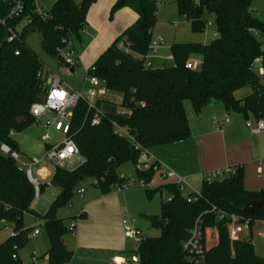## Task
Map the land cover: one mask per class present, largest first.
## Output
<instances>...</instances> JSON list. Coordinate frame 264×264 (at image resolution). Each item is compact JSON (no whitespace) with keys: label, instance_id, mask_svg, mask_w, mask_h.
Returning a JSON list of instances; mask_svg holds the SVG:
<instances>
[{"label":"trees","instance_id":"trees-1","mask_svg":"<svg viewBox=\"0 0 264 264\" xmlns=\"http://www.w3.org/2000/svg\"><path fill=\"white\" fill-rule=\"evenodd\" d=\"M36 0H23L24 11L17 19H9L7 0H0V223L12 228V235L0 244V264H21L18 253L30 240L31 229L23 226L28 213L42 222L47 236L46 264H69L73 252L63 244L69 233L64 220L57 213L72 203L75 191L85 180L103 196L120 188L123 181L117 173L124 164H136L140 149L148 151L176 144L190 137L183 102L189 101L198 115L210 104H221L226 111L242 115L246 120H264V84L252 67L256 59L264 58V22L250 11L251 0H175L177 12L190 24L192 33H203L206 15L214 17L215 38L207 45L174 44L170 47L173 66L145 67L152 29L158 10L157 0H117L110 9L112 16L121 9H129L136 22L125 29L86 70L96 77L106 91L121 95L119 107L130 112L127 118L102 113L100 123L91 126L95 111L86 100H80L71 111L69 136L74 142L81 163L68 171L54 168L50 186L59 193L40 216L31 210L35 199L33 185L21 170L12 153L19 149L12 134H20L35 123L29 111L33 104L43 102L47 73L38 56L28 47L26 39L40 36L41 51L63 65L60 52L72 40H80L86 26V15L95 0H56L50 12L38 13ZM13 33L14 38L7 42ZM122 43V47L119 46ZM199 57V70H189L186 63ZM93 69V71H91ZM247 86L252 93L242 100L234 94ZM101 102L95 103L99 109ZM113 125L124 128L129 137H119ZM154 163L147 171H137L147 199L164 189L169 199L160 204L157 216H142L149 228L160 232L158 238L141 239L133 252L136 264H195L183 250L194 223L199 220L204 232V244L209 231H214L216 244L205 248L199 264H264L249 239L229 238L230 217L238 224L247 223L249 230L257 222H264V207L254 213H244V207L264 199V190L246 191L243 172L212 182L202 181L198 196L183 197L174 184L149 190ZM47 185H39L41 195ZM83 214L73 221L83 220ZM33 232V230H32ZM206 247V246H205ZM15 257V258H13ZM33 257V256H32Z\"/></svg>","mask_w":264,"mask_h":264},{"label":"crops","instance_id":"crops-1","mask_svg":"<svg viewBox=\"0 0 264 264\" xmlns=\"http://www.w3.org/2000/svg\"><path fill=\"white\" fill-rule=\"evenodd\" d=\"M116 1L96 0L87 12L86 26L81 33L86 35V41L82 43L83 50L80 56H78L79 62L82 61L86 68H89L99 55L125 29L132 26L137 20V16L133 11L121 9L114 14L113 18L117 28L113 30L110 26L112 23L107 28H103L107 23L108 12H110L111 7ZM151 35L152 37L158 38L154 34V28L152 29ZM149 54L145 62L150 67L153 65L152 61H156V65H159L157 62L160 61L157 58L158 56L150 57ZM169 58L171 59V57ZM258 65L264 70V58ZM70 72H74L72 68H70ZM119 96L120 98L117 100L118 104H114L113 102L107 103L113 105L116 111L103 113L115 114L117 112L119 102L121 101V95ZM97 101L103 103L100 98L95 102ZM185 114L190 129V137L185 141L157 147L149 151L154 159V163L158 167V170L154 173L156 176L153 175L149 184L146 186L149 190L162 188L174 183L172 179H163L161 177L164 169L179 178L185 179L186 182L189 180H199L202 183L203 175L206 173L237 167L243 172V186L246 191L258 192L264 190V130L258 133H252L246 127L247 122L252 127L254 126L255 120L252 117L246 120L242 115L228 112L221 104L215 103L203 108L198 115H195L193 111L190 112L189 116L186 111ZM35 124L39 125L36 122ZM15 135L18 134H12L13 139ZM49 140L45 141L44 136L42 137L44 150L48 146L56 145L60 142L59 139H55L53 141L54 143H49ZM18 141L19 139L15 140L19 153H21ZM42 158L39 159L41 163L37 166V170L39 167L45 168L42 165L45 163ZM30 160H28L27 164ZM37 170L34 179L37 178ZM188 186L190 192H194L193 185L189 183ZM47 187L49 185L46 186L43 193ZM162 191L165 190L162 189L159 193ZM143 192L146 198L145 190ZM58 193L59 190L57 189L52 197L55 198ZM84 194L85 192L83 191V196L80 198L82 199L81 201H83ZM166 194L168 200L169 194L167 192ZM34 203L35 201H33L30 208L38 214L33 208ZM160 204L159 207H151L148 201L143 198L142 191L140 190L114 189L109 194L101 196L94 189L84 202L80 203L77 211L66 217L73 221V218L78 217L79 214H83L84 216L83 220L72 222L69 228L71 238L66 239V236L63 238L64 246L73 252V258L69 264L74 263L78 252L83 254L78 264H114L115 262L126 264L127 259L125 253L128 246L126 240L129 239L125 237V231L129 227L125 219L129 218L134 223L136 217L142 219V216H157L160 212ZM72 208L73 205L70 209ZM154 211H157L158 214ZM238 228L237 239H244V237L247 239L250 238L254 230L258 232L257 235L260 238H264V222L255 223L251 230L243 226H239ZM246 228L249 230V233L244 235L242 230ZM70 229L72 230L70 231ZM35 230L38 231V234L36 236L32 234L33 238L40 236V231L37 229L33 231ZM47 250L48 248L45 253ZM45 253L42 256L44 264H46Z\"/></svg>","mask_w":264,"mask_h":264},{"label":"rangeland","instance_id":"rangeland-1","mask_svg":"<svg viewBox=\"0 0 264 264\" xmlns=\"http://www.w3.org/2000/svg\"><path fill=\"white\" fill-rule=\"evenodd\" d=\"M77 5H79L83 0H73ZM96 1V0H95ZM198 1V0H196ZM56 0H36L35 6L39 14L45 15L46 13L50 12L51 8L53 7ZM158 13L156 16V21L154 25V34L156 37L159 38V42L162 43L156 51L149 52L150 57L151 56H158L157 58L160 59V61H157L159 65H156V61H152L153 65L152 68H159V67H165L170 68L173 66L172 60L169 58L171 57L170 53V47L174 44H203L207 45L210 42H212L215 38V24H214V17L212 15H206V23H205V29L203 33H192L190 29V24L187 22L183 17H180L177 12V5L175 3V0H158ZM250 11L253 14V16L264 22V0H251L250 3ZM114 14L111 16L110 12H108L107 16V23L106 26L103 28H107L109 24L113 28H117V25L115 21H113ZM92 29V28H91ZM86 35L80 34V40H72L67 45V48L65 50V54L63 57V60L66 58L70 59L72 62L75 61L76 55L80 56L82 48V43L86 41L85 38ZM258 41L264 44V39L261 37H257ZM82 41V42H81ZM26 44L28 47L38 56L40 62L43 64L44 67V73L48 72L47 75H55L58 77V79L62 82V84L70 89L77 92H82L84 94V97L86 99H89L87 96V93L91 92L93 89L89 87L88 85V76L86 75L87 68L85 67L84 63L80 61L77 65H74L72 67L73 73L70 72V68L62 65L58 61H56L54 58H51L44 54L41 51L40 48V36L38 34H33L29 36L26 39ZM119 46L122 47V43H119ZM72 49L75 51L76 54L70 55L69 50ZM154 52V53H153ZM193 63L197 64V69H200L201 66V60L199 57H193L190 59ZM82 65H81V64ZM258 79L261 84H264V76H259ZM103 89V85L100 84L98 89H95L96 91H99ZM252 93V89L250 86H247L243 89H240L234 94V97L237 100H242L245 97L249 96ZM120 98L119 94L112 93L109 91H106V96L104 98H100L103 103L100 104L99 111L100 112H114L116 111L115 107L111 104L113 102L114 104H118L117 100ZM110 101V102H109ZM96 103V102H93ZM183 107H185V111L187 112L188 116L190 112L192 111L191 104L189 101L183 102ZM48 117H44L41 119V124H32L30 125L24 132L15 135L14 139H19V145L21 153H19V162H17L18 167L21 170L26 169V164L29 159L37 158L41 159L44 156L45 150L43 149V142L42 137L46 134L49 137V143H54L55 139H59L61 141L62 136L61 133H57L53 130V128L49 126H41L47 123ZM81 163V158H79L77 161H74V163H63L61 168H64L68 171H72L75 168L79 166ZM45 166V168L50 173V178L48 181H51L53 174H54V168L48 165L47 163L42 164ZM41 168V167H39ZM38 168V169H39ZM37 170V167L31 168V175L33 178H35V172ZM118 174L123 177L126 180L132 181L133 185L130 188H126L125 190H140L142 191L143 198L148 201V204L152 207H159L160 202H165L167 200V194L165 191H162L161 193H156L152 196V198L147 200L144 196V190L143 186H141V182L137 180L136 174H135V166H133L131 163H127L122 165L117 170ZM156 176V175H154ZM221 179V178H220ZM219 179V180H220ZM43 182L39 181V184ZM187 183L193 185L194 193L198 194L201 188V182L199 180H189ZM78 190L82 189L85 194L82 199H80L78 196H75L72 200L73 208L70 209L68 206L61 208L58 213V218H64V224L66 228L69 230L72 220L67 219L66 217L70 215L71 213H74L77 211V209L80 206V203L84 202V200L89 196V194L92 193V191L95 189L93 187V181L92 180H85L83 181L77 188ZM57 189L50 186L47 187L44 193L41 194V196L37 199L35 198L33 208L38 213V215L42 216L46 210L48 209L51 202L54 200L52 197L56 193ZM181 195L183 197L188 198L190 194L189 189L184 188L180 191ZM156 214H158L157 211ZM126 223L129 229L132 230H139L140 237L139 239H145V238H158L160 236V232L156 229L149 228L148 225L145 223L144 220H142L139 217H136L134 219V223L131 222L129 218H126ZM23 226L25 228L31 229L30 234V240L27 243V245L24 247L23 250H21L18 253V259L21 262V264H44V260L42 259L43 254L45 253L46 249L48 248V240L47 236L42 228V222L34 218L31 214H24L23 215ZM37 229L40 231V236L37 238L32 237V230ZM244 235L249 233V230L243 229L242 230ZM236 236L238 235L235 231ZM12 234V228L10 226H7L5 228L4 223H0V244H2L5 240H7ZM258 232L256 230L252 231V236L248 238L251 240L254 250L256 254L262 258H264V238H260L259 235H257ZM66 239L71 238L70 232L66 235ZM244 239H247L244 237ZM127 242V251L125 253V257L127 259L126 264H136L132 259L134 257L132 251L136 250L138 247V243L134 242L133 240H126ZM206 248H210L216 244V235L214 231L207 232L206 235V241H205ZM34 254V257L31 256V254ZM83 254L78 252L77 258L74 261L73 264H78V261L82 258Z\"/></svg>","mask_w":264,"mask_h":264},{"label":"built area","instance_id":"built-area-1","mask_svg":"<svg viewBox=\"0 0 264 264\" xmlns=\"http://www.w3.org/2000/svg\"><path fill=\"white\" fill-rule=\"evenodd\" d=\"M8 6H9V12H8V18L9 19H17L19 18L23 11H24V3L23 0H7ZM5 21L0 20V25H4ZM14 38V35L12 32H10V36L7 38V42H11V40ZM159 38L152 37L150 44H149V52L154 51L161 43L159 42ZM67 48V47H66ZM65 48V50H66ZM65 50L63 52H60L63 65L72 68L74 65H77L79 63V58L76 55V59L74 62H72L70 59L66 58L63 60ZM70 55L76 54L75 51L72 49L69 50ZM147 57V56H146ZM146 60V58H145ZM260 59H256L252 63L253 69L256 71V73L259 76L264 75V70L261 66L258 64L260 63ZM145 67H150L145 62ZM186 68L189 70H196L197 64L193 63L191 60H189L186 63ZM93 71V69H91ZM88 76V85L93 90L89 93H87V96L89 99H86L84 97V94L82 92H77L74 90H70L66 88L62 82L58 79L55 75H50L47 77L46 84H45V98L43 102L41 103H35L30 108V115L34 118L35 122L39 125L41 124V119L44 117H48L47 123H45L42 126H51L53 130L57 133H61L62 139L61 141L56 145H50L45 149L44 156L42 160L50 165L51 167H61L63 163H69L72 164L74 161H77L80 156L78 153V150L72 141V139L69 136L70 133V118H71V111L75 108L76 104L80 100H86L88 107L95 111L94 116L92 117L90 121L91 126H97L100 123V115L103 112H100L99 109L95 108V102L98 98H102L106 94V90L103 86V89L96 91L95 89H98L99 85L101 84L100 81L93 76ZM121 102V101H120ZM119 102V105H120ZM119 118H127L130 115V112L123 108H118L117 112L114 114ZM246 127L250 129L252 133H258L264 130V120L259 119L255 121L254 126L252 127L250 123H246ZM113 132L115 135L119 137H129L128 132L126 129L121 128L117 125H113ZM48 135L46 134L44 136V140L47 141ZM140 153L138 160L136 162L135 170L137 171H147L151 168V166L154 164V159L150 152L146 149L139 148ZM0 152L3 154H8L9 150L5 145H2L0 147ZM11 157L19 162V155L16 153H12ZM41 161L37 158H33L29 161V163L26 165L25 174L27 179L30 181V183L33 185L34 191H35V198L39 197V181L43 182L45 185H49L50 181V173L46 168H39L37 170V178L34 179L31 175V168L37 167ZM154 170H158V167L154 168ZM235 173L234 168H227L222 171H215L213 173H206L203 175V181L205 182H212L215 180H222L223 178ZM161 177L163 179H172L174 181V184L180 191L184 188H188L189 186L185 179L179 178L175 176L170 171L164 169V172L161 174ZM123 183L121 184L120 188L117 189H126L130 188L133 185L132 181L126 180L123 177H120ZM141 186L143 184L141 183ZM192 193V192H191ZM195 196H198L196 193H192ZM75 196H78L81 198L83 196V190L76 189ZM190 199L187 198V202H189ZM247 223H243L241 225L238 224L237 218L234 216L230 217V223L228 226L229 230V238L231 241L236 240V232L239 231V226L247 227ZM72 229H70L71 231ZM33 236H36L38 234V231H33ZM125 237L129 240H133L136 243H139L141 239L140 232L137 230L127 229L125 231ZM183 250L195 261V264H199L204 257L205 252V244H204V232L203 228L201 226V222L197 220L192 229L189 232V237L186 241L182 243ZM34 257V254H32ZM15 258V257H13ZM114 264H120V263H114Z\"/></svg>","mask_w":264,"mask_h":264},{"label":"water","instance_id":"water-1","mask_svg":"<svg viewBox=\"0 0 264 264\" xmlns=\"http://www.w3.org/2000/svg\"><path fill=\"white\" fill-rule=\"evenodd\" d=\"M71 72H72V70H71ZM71 207H72V204H69L68 208H71ZM262 207H264V199H261L260 201H254V202L248 203L244 207L243 212L244 213H254ZM132 260L136 261V257H133Z\"/></svg>","mask_w":264,"mask_h":264}]
</instances>
